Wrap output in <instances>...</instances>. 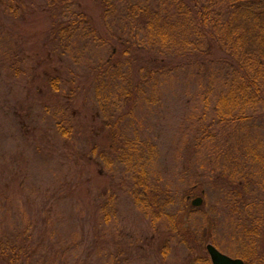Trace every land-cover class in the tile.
<instances>
[{
	"label": "rangeland",
	"instance_id": "obj_1",
	"mask_svg": "<svg viewBox=\"0 0 264 264\" xmlns=\"http://www.w3.org/2000/svg\"><path fill=\"white\" fill-rule=\"evenodd\" d=\"M75 7L93 23L60 34ZM109 23L97 0H0V264H212L208 243L264 264L227 217L241 181L236 222L264 235V92L220 121L227 64L147 75Z\"/></svg>",
	"mask_w": 264,
	"mask_h": 264
},
{
	"label": "trees",
	"instance_id": "obj_2",
	"mask_svg": "<svg viewBox=\"0 0 264 264\" xmlns=\"http://www.w3.org/2000/svg\"><path fill=\"white\" fill-rule=\"evenodd\" d=\"M97 1L106 22L112 19L114 28L122 24L123 29L115 28L116 31L122 30V36L116 37L114 43L108 42L113 44L112 54L127 56L138 55V50L146 51L147 56L142 59L148 68L147 75L222 61L227 64L228 72L224 78L225 89L217 101L220 121H224L233 108H256L261 105L264 92V0ZM76 10L71 13L79 11V20L61 18L62 22H56L60 34L75 28L78 31L80 21L93 23L88 13ZM116 11L121 14L117 20ZM64 12H69V8H65ZM90 30L95 33V28ZM92 36L96 40L103 39L97 34ZM104 38L108 41L107 37ZM217 51L224 52L229 59L227 56L226 59H219ZM53 71L56 73L54 68ZM54 75L48 69L44 70V78L57 92L61 81L57 73ZM61 133L65 136L67 130L61 127ZM136 184L138 186L139 181ZM228 185L236 193L232 200L234 207L227 213L231 232L236 230L239 239L245 242L246 250L251 252L254 247H260L259 243L264 244V235L252 224L245 228L236 222L245 221L248 198L241 181ZM142 201L138 193L134 202ZM211 241L214 243V240ZM15 251H10V264L14 263L13 256L20 261L23 249L20 247L18 253ZM239 256L249 264L244 255Z\"/></svg>",
	"mask_w": 264,
	"mask_h": 264
},
{
	"label": "water",
	"instance_id": "obj_3",
	"mask_svg": "<svg viewBox=\"0 0 264 264\" xmlns=\"http://www.w3.org/2000/svg\"><path fill=\"white\" fill-rule=\"evenodd\" d=\"M201 202L202 198L200 197H196L191 201V203L196 206L200 205ZM205 249L209 254L212 264H245L241 258L231 257L225 253H222L211 243H208Z\"/></svg>",
	"mask_w": 264,
	"mask_h": 264
}]
</instances>
